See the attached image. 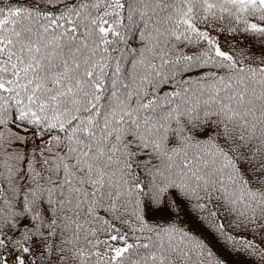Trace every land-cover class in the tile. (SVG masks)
I'll return each instance as SVG.
<instances>
[{
  "label": "snow or ice",
  "instance_id": "snow-or-ice-1",
  "mask_svg": "<svg viewBox=\"0 0 264 264\" xmlns=\"http://www.w3.org/2000/svg\"><path fill=\"white\" fill-rule=\"evenodd\" d=\"M0 264H264V0H0Z\"/></svg>",
  "mask_w": 264,
  "mask_h": 264
}]
</instances>
